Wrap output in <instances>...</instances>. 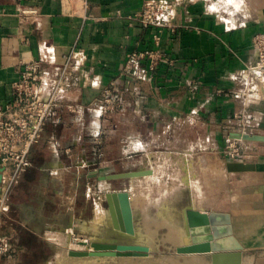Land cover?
<instances>
[{"label": "rangeland", "instance_id": "rangeland-1", "mask_svg": "<svg viewBox=\"0 0 264 264\" xmlns=\"http://www.w3.org/2000/svg\"><path fill=\"white\" fill-rule=\"evenodd\" d=\"M197 1L202 2L206 14L214 16L229 30L252 28L251 47L255 42L261 47L264 45V0ZM174 2H178V6L190 4ZM159 47L154 43L149 47L155 58L149 55L142 61L130 60L135 68L139 65L140 69H147L146 73L150 72L144 74L145 79L141 77L136 81L138 85L152 80L154 74L151 73L161 65H177V59L169 56L171 53L164 47L163 40ZM158 49L160 55L157 56ZM150 59L157 61L156 67L151 68ZM255 62L256 57L251 56L231 77L234 83L231 82L229 88L236 89L231 95L241 104L226 117L229 120L220 124L210 118V110H204L206 106L196 105L187 114L172 116L155 127L145 116L141 121L136 119L145 109L136 110L132 106L136 92L132 76L127 75L128 81L124 83L118 77L112 78L97 98L82 103L71 96L76 85L74 79H79L76 72L80 63L66 59L56 64L59 74L66 70L61 83L68 84L58 90L56 113L46 122L41 138L31 148L30 171L22 183L11 188L0 219L12 209L13 218H32L33 227L38 231H44L46 223L53 220L58 234L52 236L51 243L41 237V242L37 240L38 248L27 251L20 250L13 229L11 232L7 226H2L0 236L8 237L12 248L0 251V263L212 264L209 256L185 254L176 248L190 242L186 207L222 203L225 177L218 175L217 166L220 168L227 157L237 158L231 155L235 148L243 152L247 146V140L233 137L232 132L257 133L260 129L246 115L251 109L243 108L248 92L255 94L263 81L254 72L249 77L244 76ZM53 66L51 68L55 69ZM195 83L200 84L197 80ZM223 90L220 93L225 94ZM97 109L101 112L97 113ZM202 112L207 116H201ZM204 156L208 160L202 162ZM54 159L63 164L53 167ZM190 163L195 166L194 174L188 170ZM136 169L152 172L108 179L92 174ZM113 190H127L131 194L135 236L115 234L106 198V193ZM22 198L27 200L20 209L17 204ZM96 241L145 244L150 247V256H91L70 251L95 250Z\"/></svg>", "mask_w": 264, "mask_h": 264}, {"label": "crops", "instance_id": "crops-1", "mask_svg": "<svg viewBox=\"0 0 264 264\" xmlns=\"http://www.w3.org/2000/svg\"><path fill=\"white\" fill-rule=\"evenodd\" d=\"M146 1L0 0V107L4 114L10 110L7 104L12 99L13 83L27 61L38 59L44 66H53L72 59V63L80 65L76 72L79 79H74L76 85L71 96L82 103L97 98L112 78L118 77L124 83L128 75L132 76V84L136 83L132 106L136 110L145 109L143 114H138L137 121L145 116L155 127L178 114H187L196 105L206 106L204 110H210V118L220 124L229 120L226 117L241 104L231 95L236 90L229 88L233 82L231 77L251 56L258 57L256 46L251 47L253 29L229 30L203 11L201 1L175 0L190 2L178 6L174 20L177 30L172 32L166 28L163 34V45L171 53L169 56L177 59V65H161L151 73L154 74L152 80L143 81L140 86L136 81L141 77L145 79L144 74L150 72L135 68L128 52L144 50L154 43L156 27L145 28L136 17ZM196 80L199 85L193 84ZM259 87L255 94L248 92L243 108L251 109L246 115L259 125L258 133L264 134V83ZM221 89L225 94L220 93ZM202 114L207 116L205 112ZM243 154V160L227 157L220 168L217 166L218 175L225 177L221 204L189 207L231 212L234 234L243 245L242 264H255L256 257L264 255V144L247 142ZM207 160L204 156L201 161ZM230 160L245 162L249 167L230 170ZM62 164L59 159L51 161L53 167ZM10 165L9 162L7 166ZM0 167L5 169V164ZM30 168L22 173L18 183L24 181ZM4 169L2 178L6 175ZM194 169V164L190 163L191 174ZM26 200L18 201L20 209ZM12 212L11 209L0 219V229L2 226H7L11 232L13 229L20 250H36L41 237L51 243L52 236L58 234L53 220L46 223L44 231H38L33 227L32 218L16 220ZM200 254L211 260L210 252Z\"/></svg>", "mask_w": 264, "mask_h": 264}, {"label": "built area", "instance_id": "built-area-1", "mask_svg": "<svg viewBox=\"0 0 264 264\" xmlns=\"http://www.w3.org/2000/svg\"><path fill=\"white\" fill-rule=\"evenodd\" d=\"M175 1V0H174ZM173 0H147L142 9L136 13L143 27H156L153 35L154 44L160 48L163 34L166 28L172 32L177 30L174 23L178 15V2ZM264 43V37L262 36ZM258 45L259 54L252 68L244 73V76L254 72L263 80L264 76V45ZM157 50V56L160 55ZM155 58L153 50H130L129 60L142 61L147 56ZM160 57V56H159ZM138 64V62H136ZM151 68L156 67L157 61L150 59ZM139 66V65H137ZM44 66L41 60L32 59L25 63L20 71L19 78L13 83V95L7 108L8 114L0 107V166L5 164L6 175L2 178L0 186V217L6 202L9 199V191L19 182L22 173L32 164L30 152L32 146L42 136L44 126L55 115V106L58 90L65 88L67 82L61 83L65 69L59 74L58 65ZM55 70V71H54ZM59 74V75H58ZM56 76V78L54 77ZM114 97V96H112ZM238 160H243V152L238 148L231 151ZM10 166H7L8 163ZM12 248L8 237L0 236V251L6 252Z\"/></svg>", "mask_w": 264, "mask_h": 264}, {"label": "water", "instance_id": "water-1", "mask_svg": "<svg viewBox=\"0 0 264 264\" xmlns=\"http://www.w3.org/2000/svg\"><path fill=\"white\" fill-rule=\"evenodd\" d=\"M232 136L247 140L252 144H264V134L233 131ZM248 164L242 161H228L230 170H243ZM0 167V179L2 170ZM152 172L151 169H136L123 172L92 174L101 179L138 176ZM109 210L112 215L115 234L135 236L133 212L130 204V192L113 190L106 193ZM186 221L190 233V242L177 246L179 252H211L212 264H242L243 245L234 234L232 215L224 210H201L194 207L186 209ZM95 250H70L73 254H147L150 247L138 243H109L96 241ZM255 264H264V255L255 259Z\"/></svg>", "mask_w": 264, "mask_h": 264}, {"label": "bare ground", "instance_id": "bare-ground-1", "mask_svg": "<svg viewBox=\"0 0 264 264\" xmlns=\"http://www.w3.org/2000/svg\"><path fill=\"white\" fill-rule=\"evenodd\" d=\"M255 46H256V48H257V51H258V54H259V48H258V45H256L255 44ZM262 83H264V76H263V81H261ZM130 197H131V195H130ZM130 204H131V202H130ZM131 208H132V206H131ZM110 216H111V214H110ZM186 224H187V221H186ZM187 228H188V224H187ZM188 235L190 236V233H189V228H188ZM183 253H185V254H192V255H194V254H200V253H202V252H183ZM203 253H205V252H203ZM211 253V252H210ZM89 255H91V256H102V255H104V256H131V258L132 257H134L133 255H138V254H116V255H111V254H91V253H88ZM148 254V255H147ZM147 254H144V255H138L139 257H148V256H150V254L149 253H147Z\"/></svg>", "mask_w": 264, "mask_h": 264}]
</instances>
